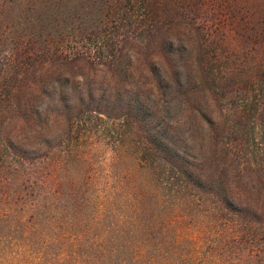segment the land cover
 I'll list each match as a JSON object with an SVG mask.
<instances>
[{
	"label": "trees",
	"instance_id": "trees-1",
	"mask_svg": "<svg viewBox=\"0 0 264 264\" xmlns=\"http://www.w3.org/2000/svg\"><path fill=\"white\" fill-rule=\"evenodd\" d=\"M24 2L28 32L0 63V200L36 215L79 192L131 257L175 228L186 258L264 264V57L241 61L222 32L264 42V0ZM102 115L127 133L92 172L90 134L73 133Z\"/></svg>",
	"mask_w": 264,
	"mask_h": 264
},
{
	"label": "rangeland",
	"instance_id": "rangeland-1",
	"mask_svg": "<svg viewBox=\"0 0 264 264\" xmlns=\"http://www.w3.org/2000/svg\"><path fill=\"white\" fill-rule=\"evenodd\" d=\"M24 1L5 0V5L10 6L6 19L0 25V63L5 60L14 40L25 36L28 32L24 27L27 18H23L24 13L27 12L25 9L19 12L22 7H25ZM1 3L2 1L0 5ZM1 16L2 11L0 10V18ZM222 32L224 33V48L240 55L241 61L245 59L247 62L264 57V42L259 37L250 36L249 39L245 36L249 35L246 30H236L230 25H223ZM245 53L249 55L247 58L243 57ZM170 110L175 113V108L171 107ZM84 122L88 129L85 131L79 129L73 134H90L88 152L91 154L93 172L98 165L103 166V162L109 159L111 150L108 144L113 138L109 134L127 132L116 119H109L103 115L99 118L90 117ZM68 140L69 138L57 144L61 152L67 151L70 147ZM80 148L87 149L89 146L81 145ZM57 152V149L53 150L54 154ZM83 169L82 163H76L69 175L76 182H81ZM103 171H105L104 168ZM94 174L95 172L91 173V180L94 179ZM78 194L74 199L51 198L47 204H44L45 206L43 205L44 207L40 205L37 207L40 213L36 215H26L28 213H24L25 210L21 211L25 215L19 214V211L15 213L11 208H17V205L11 202L9 204L10 199L0 200V264L202 263L193 258H186L184 241L175 247V240L172 241L167 234L174 233L175 235V228L167 230V233L153 230L154 234H148L144 243H137L140 246L138 253L140 256L131 257L133 250L129 249L132 248L130 244L111 241L112 235L104 225L106 219L101 220L98 216L94 198H86L79 192ZM158 209V213L163 215L171 209V205L166 203ZM156 239L162 243L159 247H156L157 243H154ZM215 264L240 263L222 261Z\"/></svg>",
	"mask_w": 264,
	"mask_h": 264
}]
</instances>
